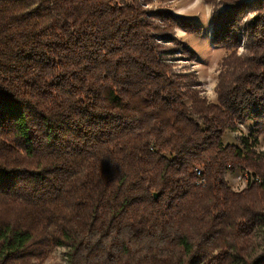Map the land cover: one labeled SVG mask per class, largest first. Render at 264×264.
Instances as JSON below:
<instances>
[{"label": "trees", "instance_id": "1", "mask_svg": "<svg viewBox=\"0 0 264 264\" xmlns=\"http://www.w3.org/2000/svg\"><path fill=\"white\" fill-rule=\"evenodd\" d=\"M228 5L212 43L248 54L224 60L211 102L159 43L197 59L169 35L195 20L141 0H0V264L51 246L66 264H264V0ZM236 172L261 182L236 192Z\"/></svg>", "mask_w": 264, "mask_h": 264}, {"label": "rangeland", "instance_id": "2", "mask_svg": "<svg viewBox=\"0 0 264 264\" xmlns=\"http://www.w3.org/2000/svg\"><path fill=\"white\" fill-rule=\"evenodd\" d=\"M147 10H166L173 14L175 17L192 19L200 24L201 32L198 34H190L186 32L181 26L172 27V31L169 35H173L175 40H179L185 46H188L193 52H195L197 59H193L187 52H185L182 46H178L176 42L164 43L159 41L161 46L173 51V55L170 57L172 64L175 66V70L182 73H193L197 76L200 85L198 90L201 91V95L208 101H215L217 97V84L219 76L224 71V60L232 53L236 52L237 56H243L248 54L245 40L241 45L234 50H225L223 48H217L214 46L213 37L215 26L212 21L214 13L219 11L223 13L225 10L231 8L230 3L239 4L243 2H252L255 0H141ZM146 2V3H145ZM227 4V5H226ZM257 15V11H251L248 16L241 23V26L248 25V23L254 19ZM156 24H161L155 19ZM172 22V21H170ZM172 24V23H171ZM252 122L239 126V130L236 133H227L224 136L225 143H236L240 137H246L251 134ZM259 152L264 153V138H261V145L257 149ZM242 172H236L229 174L227 180L232 187L240 188L236 181H232V178L241 176ZM39 264H66V249L51 246L48 249L47 256Z\"/></svg>", "mask_w": 264, "mask_h": 264}, {"label": "built area", "instance_id": "3", "mask_svg": "<svg viewBox=\"0 0 264 264\" xmlns=\"http://www.w3.org/2000/svg\"><path fill=\"white\" fill-rule=\"evenodd\" d=\"M239 126L242 127V125H239ZM238 130L239 128L237 129V131ZM197 173L198 175H201V171H198ZM242 173L243 174L241 176H238L237 178H232V181H236L239 185H242L240 188L231 186L233 190L236 192H241L245 190L246 188L250 187L251 185L261 182V179L258 176L250 172H242ZM200 183H203V181H201Z\"/></svg>", "mask_w": 264, "mask_h": 264}, {"label": "water", "instance_id": "4", "mask_svg": "<svg viewBox=\"0 0 264 264\" xmlns=\"http://www.w3.org/2000/svg\"><path fill=\"white\" fill-rule=\"evenodd\" d=\"M157 197V195H155Z\"/></svg>", "mask_w": 264, "mask_h": 264}]
</instances>
